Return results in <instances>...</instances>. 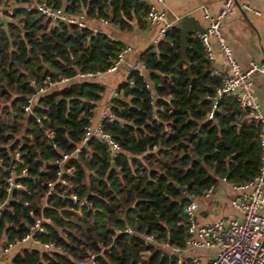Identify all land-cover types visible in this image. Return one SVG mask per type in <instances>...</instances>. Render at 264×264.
<instances>
[{"label": "trees", "instance_id": "obj_1", "mask_svg": "<svg viewBox=\"0 0 264 264\" xmlns=\"http://www.w3.org/2000/svg\"><path fill=\"white\" fill-rule=\"evenodd\" d=\"M6 1L13 10L0 20V157L9 164L21 145L28 175L18 178L21 189L7 193L0 173V230L8 240L19 239L33 216L48 217L46 232L36 236L55 246L24 248L10 264H87L90 254L111 264L117 251L120 263L178 264L168 247L186 246L190 198L221 178L241 184L258 173V124L246 122L231 96L219 100L208 119L221 79L212 74L199 39L182 47L168 41L170 32L140 54L146 74L131 71L109 100L114 119H103L102 127L120 152L112 157L93 137L74 154L105 90L96 73L107 71L123 45L75 24L51 26L25 8L32 0ZM45 1L72 16L105 17L123 30L133 19L144 25L148 8L140 0ZM62 153L70 154L61 166L66 185L56 175ZM70 192L89 205L78 213ZM126 227L135 232L125 233ZM144 234L154 237L153 244H143Z\"/></svg>", "mask_w": 264, "mask_h": 264}, {"label": "built area", "instance_id": "obj_2", "mask_svg": "<svg viewBox=\"0 0 264 264\" xmlns=\"http://www.w3.org/2000/svg\"><path fill=\"white\" fill-rule=\"evenodd\" d=\"M236 2L237 0H223L222 7L217 13H212L206 5H200L202 18L206 22V26L203 30L196 32L195 36L200 40L211 66L215 62L211 39L215 41V45L223 57L221 65L215 64L212 66V74L220 77L221 85L216 89L211 98L212 105L207 113V117L208 119L214 117V111L218 109L219 100L224 96L235 98L240 108L249 115L251 120L258 124L260 166L258 173L251 180L241 184H231L232 197L230 203L234 209L240 212V217L226 216L215 219L207 224L197 223L196 213L199 209V201L210 198L217 188V184L206 188L202 193L190 198L184 208L187 216L186 246L183 249H178L174 246L168 247L172 254H176L178 264L185 261L179 255L186 248H213L215 250L210 260L206 261L202 258H194L191 260L194 264H264V115L260 108L258 97L253 91L251 79L254 72L264 74V65L252 61L248 67L243 68L232 55L231 46L223 33V21L228 17ZM164 3L165 0H153L147 5L145 19L152 27L156 26V33L152 39L153 46L166 40L168 33L173 27L172 21L166 18V10L159 7V5ZM242 6L247 11L258 13L248 2ZM25 8L28 11L35 9L40 16L48 20L51 26L67 23L75 24L78 28L86 27L83 15H69L62 8H56L45 0H32ZM12 10L10 1L4 0L3 3H0V20L5 17L6 13L11 14ZM99 21L102 24L109 22L105 17H100ZM94 33H101V31L97 29L94 30ZM129 51H132L130 46L120 49L106 72L115 71L124 61V56ZM143 67V62L138 58L131 65L130 72L140 70ZM96 74L99 73L97 72ZM87 75L91 74L88 73ZM61 81H66V78H61ZM132 83L130 81V84ZM39 90L43 92L45 88H40ZM116 95L117 93L114 96ZM27 102V105L23 107L25 113L31 111V98ZM109 109L110 104L104 110L97 123L91 121L85 127L84 135L80 143L75 147L74 154L80 152L82 147L87 145L88 141L93 137L98 138L107 145L112 157H115L120 152L119 144L102 127L103 119L107 121L114 119ZM19 148L20 145L11 153L9 164H5L4 157H0V173L3 174L1 183L4 184L5 192L7 193L11 192V189H21L22 185L18 181V178L28 175V170L24 165V159ZM69 157L70 154L62 153L61 159L56 161L58 165L56 170L57 181H60L61 185H66V180L61 177L62 172H64L61 166ZM66 171L70 172L71 169L68 168ZM220 180L226 181L225 178H221ZM54 183V181L47 182L49 193L52 192ZM69 198L78 205L79 211L81 207L89 205L84 197L78 196L75 192H70ZM25 204L28 205V202H25ZM30 213L32 214V212ZM48 223H50V218L48 217L41 215L33 216L32 222L28 224V232L19 239L6 240L1 244L2 251L8 252L10 249L24 242H31L48 251L55 248L53 242H42L36 236L39 233L46 232V224ZM124 232L133 234L135 230L126 227ZM142 238L144 245H150L154 242V237L151 235L144 234ZM87 264H99L95 260L94 254H90Z\"/></svg>", "mask_w": 264, "mask_h": 264}, {"label": "crops", "instance_id": "obj_3", "mask_svg": "<svg viewBox=\"0 0 264 264\" xmlns=\"http://www.w3.org/2000/svg\"><path fill=\"white\" fill-rule=\"evenodd\" d=\"M140 1L148 5L153 0ZM246 2L258 13L243 9L242 5ZM222 4L223 0H165V3L159 5V7L166 10V18L173 23L168 41L171 43L175 41L180 43L182 47H186L190 41L196 39V32L203 30L206 26V22L202 18L200 5H206L212 13H217ZM143 20L144 25H140L136 19H133L131 22L132 28L123 30L109 20L107 24H102L97 17H85L84 19L86 28L93 31L100 30L101 33L108 36L111 40L121 43L123 45L122 48L125 46L132 48V51L125 54L124 61L115 71L96 75L95 80L101 83L105 90L102 99L96 105L92 119L93 123H97L100 120L102 113L109 105V100L117 93L119 85L127 79L131 65L143 51L153 46L152 39L156 33V26L152 27L149 25L145 16ZM223 33L231 46L234 59L241 67H248L252 61L264 65V0H237L230 14L223 21ZM211 44L215 58L212 66L215 64L219 66L223 62V57L213 39H211ZM140 71L146 74L145 68H141ZM251 79L253 91L258 97L260 108L264 115V74L254 72ZM245 118L246 122L253 121L248 114ZM231 197V184L227 181L219 180L217 188L211 197L199 201V209L196 213L197 223L207 224L226 216L240 217V212L231 206ZM77 212L79 213V210ZM6 240H8L6 230H0V264H10L14 255L24 248L48 251L31 242H24L8 252H3L1 244ZM214 252L213 248H186L181 251L179 256L185 261L194 258H202L207 261L212 258ZM107 257L109 256L107 255ZM110 263L112 264L111 259Z\"/></svg>", "mask_w": 264, "mask_h": 264}, {"label": "rangeland", "instance_id": "obj_4", "mask_svg": "<svg viewBox=\"0 0 264 264\" xmlns=\"http://www.w3.org/2000/svg\"><path fill=\"white\" fill-rule=\"evenodd\" d=\"M21 146V145H20ZM80 212V211H79ZM119 255L118 251L116 252V254L110 259H111V262L112 264H130V261L129 260H126L124 263H120L118 260H116V257Z\"/></svg>", "mask_w": 264, "mask_h": 264}, {"label": "water", "instance_id": "obj_5", "mask_svg": "<svg viewBox=\"0 0 264 264\" xmlns=\"http://www.w3.org/2000/svg\"><path fill=\"white\" fill-rule=\"evenodd\" d=\"M180 189H184V187H180ZM186 198H190V196H186ZM181 200H183V197L181 198Z\"/></svg>", "mask_w": 264, "mask_h": 264}]
</instances>
